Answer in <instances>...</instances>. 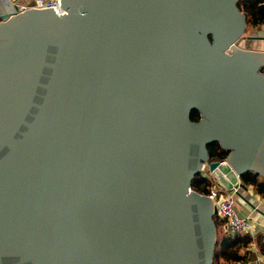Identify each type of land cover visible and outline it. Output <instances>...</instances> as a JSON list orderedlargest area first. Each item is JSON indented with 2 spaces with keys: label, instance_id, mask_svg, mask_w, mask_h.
<instances>
[{
  "label": "water",
  "instance_id": "95a60500",
  "mask_svg": "<svg viewBox=\"0 0 264 264\" xmlns=\"http://www.w3.org/2000/svg\"><path fill=\"white\" fill-rule=\"evenodd\" d=\"M0 0V264H85L77 0Z\"/></svg>",
  "mask_w": 264,
  "mask_h": 264
},
{
  "label": "built area",
  "instance_id": "2783aa9c",
  "mask_svg": "<svg viewBox=\"0 0 264 264\" xmlns=\"http://www.w3.org/2000/svg\"><path fill=\"white\" fill-rule=\"evenodd\" d=\"M51 8H53L55 14L59 16H63L66 14L61 7V0H34L32 6H21L20 10H49Z\"/></svg>",
  "mask_w": 264,
  "mask_h": 264
},
{
  "label": "crops",
  "instance_id": "0c3cea01",
  "mask_svg": "<svg viewBox=\"0 0 264 264\" xmlns=\"http://www.w3.org/2000/svg\"><path fill=\"white\" fill-rule=\"evenodd\" d=\"M19 5L29 6L32 4L33 0H15ZM14 2V1H13Z\"/></svg>",
  "mask_w": 264,
  "mask_h": 264
},
{
  "label": "rangeland",
  "instance_id": "374dc122",
  "mask_svg": "<svg viewBox=\"0 0 264 264\" xmlns=\"http://www.w3.org/2000/svg\"><path fill=\"white\" fill-rule=\"evenodd\" d=\"M12 1H14L15 3H17L15 0H12ZM34 1V0H33ZM29 6H32V5H29Z\"/></svg>",
  "mask_w": 264,
  "mask_h": 264
},
{
  "label": "bare ground",
  "instance_id": "6f19581e",
  "mask_svg": "<svg viewBox=\"0 0 264 264\" xmlns=\"http://www.w3.org/2000/svg\"><path fill=\"white\" fill-rule=\"evenodd\" d=\"M34 3V2H33ZM19 5V4H18ZM22 5H19V7H21Z\"/></svg>",
  "mask_w": 264,
  "mask_h": 264
},
{
  "label": "trees",
  "instance_id": "16d2710c",
  "mask_svg": "<svg viewBox=\"0 0 264 264\" xmlns=\"http://www.w3.org/2000/svg\"><path fill=\"white\" fill-rule=\"evenodd\" d=\"M33 2H34V1H32V4H33ZM32 4H31V5H32Z\"/></svg>",
  "mask_w": 264,
  "mask_h": 264
}]
</instances>
